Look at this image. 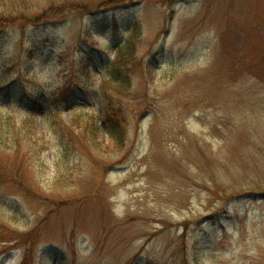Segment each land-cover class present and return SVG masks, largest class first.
<instances>
[{
	"label": "rangeland",
	"instance_id": "rangeland-1",
	"mask_svg": "<svg viewBox=\"0 0 264 264\" xmlns=\"http://www.w3.org/2000/svg\"><path fill=\"white\" fill-rule=\"evenodd\" d=\"M18 1L0 112L33 119L37 146H0V264H264V0ZM133 23L117 148L78 52L112 58ZM78 115L99 149L63 126Z\"/></svg>",
	"mask_w": 264,
	"mask_h": 264
},
{
	"label": "trees",
	"instance_id": "trees-1",
	"mask_svg": "<svg viewBox=\"0 0 264 264\" xmlns=\"http://www.w3.org/2000/svg\"><path fill=\"white\" fill-rule=\"evenodd\" d=\"M20 9L21 4L18 0H0V30L4 29L5 23L7 27V23L12 22L14 17L18 19V16L11 12L14 10L19 11ZM67 9L72 10L74 8L72 6L60 7L54 10L55 13L53 15L61 14ZM83 13L85 12L82 11L81 14ZM3 14H6V18ZM40 16H42V14ZM139 34L137 24L133 23L128 25L126 28V35L129 36H126L123 42L119 41L113 47L115 55H113L112 58H110L106 50H94L92 46H89L90 50L83 47L78 52L80 61L78 70L80 74L84 73L85 69L89 67V64H94L97 72L101 76L100 85L107 93L104 105L105 112L102 119L114 146L117 148L123 146L126 136L124 124L125 107L119 97L124 96V93L128 92L131 88L134 73L137 67L143 62L139 56L137 57V45H135L134 42V39L138 38ZM85 56L89 59L88 65L84 64L83 59L86 58ZM57 110L58 108L53 105L51 108L52 115L55 114ZM80 117L81 115L73 117L70 123H64L63 126L67 128L71 126V123L78 122L77 126L80 132L83 133L82 136L85 138L86 144L94 149H99V125L92 116H88V120L83 122H80ZM33 129V119L29 117L16 119L8 113L5 114L4 112H0V146L5 149H14V151L17 152L21 145L35 148L37 146L35 145L37 141H33ZM55 183L57 185L60 184L59 178L55 180ZM24 235L27 236V233ZM24 240L26 241L27 238Z\"/></svg>",
	"mask_w": 264,
	"mask_h": 264
}]
</instances>
